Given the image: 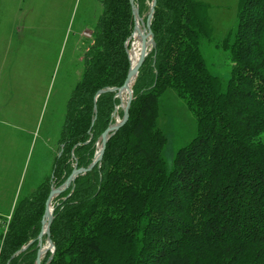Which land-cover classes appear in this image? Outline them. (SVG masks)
I'll return each mask as SVG.
<instances>
[{
	"label": "trees",
	"instance_id": "trees-1",
	"mask_svg": "<svg viewBox=\"0 0 264 264\" xmlns=\"http://www.w3.org/2000/svg\"><path fill=\"white\" fill-rule=\"evenodd\" d=\"M153 1L135 0L145 21ZM102 5L67 104L60 155L51 177L9 214L0 264H36L52 188L75 168L88 169L101 136L124 116L117 92L106 90L120 89L128 77L133 10L130 0ZM237 18L235 65L223 93L200 49L212 35L209 6L156 0L155 48L132 88L128 121L110 137L102 160L54 199L55 251L42 264H264V0H239ZM168 89L197 121V136L177 152L171 173L158 128Z\"/></svg>",
	"mask_w": 264,
	"mask_h": 264
},
{
	"label": "rangeland",
	"instance_id": "rangeland-1",
	"mask_svg": "<svg viewBox=\"0 0 264 264\" xmlns=\"http://www.w3.org/2000/svg\"><path fill=\"white\" fill-rule=\"evenodd\" d=\"M199 1L209 6L212 29L211 38L200 42L201 53L226 93L235 65L239 0ZM102 4L0 0V235L16 203L52 175L67 104L85 69ZM158 128L167 138L164 158L171 173L177 152L197 136L194 115L172 89L160 98Z\"/></svg>",
	"mask_w": 264,
	"mask_h": 264
},
{
	"label": "water",
	"instance_id": "water-1",
	"mask_svg": "<svg viewBox=\"0 0 264 264\" xmlns=\"http://www.w3.org/2000/svg\"><path fill=\"white\" fill-rule=\"evenodd\" d=\"M130 3L132 5L134 23H135V21H136L137 18H139L140 20H142V18L139 15V9H138V7L135 4V0H130ZM155 7H156V0H154L153 3H152V5H151L150 13H149V15L147 17V20H146V28H145V31L147 33V37H150V42H151V47H152L151 50L153 48H155V41H154V36H153V33H152V28H151ZM135 29L136 28H135V25H134L133 34L135 32ZM133 34H132V36H133ZM132 36L126 42V47L129 46V42L132 39ZM146 39H147L146 37H143L142 38L143 50H142L141 58H140V60H139V62L137 64V66L133 70V72L136 74V78L138 76L140 67L144 63L145 58L148 56V53H146V49H147L146 48V44H147V40ZM127 53H128V57H129L130 66H131V61H130V56H129V49L127 50ZM131 75H132V70L130 68L129 73H128V77H127L126 82L123 85V87H121L120 89H116V88H114V89H108L106 91L117 92V94H118L117 96L120 98L122 92L126 89V87L128 85V82H129V79H130ZM132 100H133V90H131L129 92V95H128V98H127L126 103L125 104L124 103H121V106L120 107L123 109V112H124V116H123L122 120H117L116 121V124H114L113 126H111L110 128H108V130L99 139V141H98L99 151L97 152L96 157H95L94 162L92 163V165L88 169H77V168H75L74 171H73V173H72V175L67 179V181L65 182V184L62 187H60V188H52V190L50 192V195H49V198H48V200L46 202L45 214H44L43 221H42L43 228H42V231H41V233H40V235L38 237L40 250H39V253H38V257H37L36 264H42V259L40 257V253H41V250H42V243H43L44 236L47 237V241H46L47 244H48L47 251H50L52 254L55 251V247H54L53 243L50 240V227L52 225V221H53V218H54L53 217L54 208H53V205H52L54 199L57 196H59L63 191H65L67 188H69L72 185V183L75 181V179L79 175H83V174L87 173L97 163H99L102 160V157H103V154H104V151H105L106 144H107L108 140L110 139V137L117 130L120 129V127H122L128 121V118H129V109H130ZM50 205L52 206V213H51L50 217L47 218V213H48V210H49ZM32 243L33 242H31L28 246H26L25 248H23L22 251H25Z\"/></svg>",
	"mask_w": 264,
	"mask_h": 264
},
{
	"label": "bare ground",
	"instance_id": "bare-ground-1",
	"mask_svg": "<svg viewBox=\"0 0 264 264\" xmlns=\"http://www.w3.org/2000/svg\"><path fill=\"white\" fill-rule=\"evenodd\" d=\"M135 32L132 36V39L129 42V45L131 46L129 49V56H130V61H131V70H132V75L129 79L128 85L126 87V89L122 92L120 99L122 100V103H126L129 92L132 90L134 83L136 81V74L133 72V70L135 69V67L137 66L140 58H141V54H142V50H143V45H142V38L146 37L147 39V44H146V53L150 52V46H151V42H150V37H147V33L144 30V28L142 27V20H140L139 18L136 19L135 21ZM52 213V206L50 205L48 213H47V218L50 217ZM47 248L48 246L42 248L41 253H40V257L41 259L43 258L44 254L47 252Z\"/></svg>",
	"mask_w": 264,
	"mask_h": 264
}]
</instances>
